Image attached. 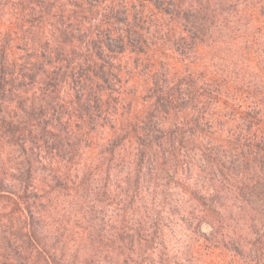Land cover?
<instances>
[{
    "label": "trees",
    "instance_id": "16d2710c",
    "mask_svg": "<svg viewBox=\"0 0 264 264\" xmlns=\"http://www.w3.org/2000/svg\"><path fill=\"white\" fill-rule=\"evenodd\" d=\"M198 1L197 7L191 1L153 4L159 16H174L171 7L179 11L171 24L155 27V34L166 29L181 41L184 53L169 48L173 63L163 62L155 45L144 51L138 31L113 35L118 51L105 42L98 51L70 47L74 37L65 32L25 40L34 60L25 69L34 76L20 85L27 84L23 94L31 97L21 111L29 121L22 135L25 173H33L34 163L59 164L61 135L91 124L90 116L73 113L93 100L106 113L101 134L107 148L101 147L108 159L100 171L134 178L138 204L160 202L170 179L206 211H254L256 224L264 226V14L245 6L216 15L213 3ZM127 51L141 62L130 72L123 61ZM74 53L77 62L64 64V55ZM23 230L25 240L38 245L35 225ZM14 235L5 233L6 263L30 264L13 245ZM257 244L264 258V232ZM258 250L253 243L247 264L259 261Z\"/></svg>",
    "mask_w": 264,
    "mask_h": 264
},
{
    "label": "rangeland",
    "instance_id": "374dc122",
    "mask_svg": "<svg viewBox=\"0 0 264 264\" xmlns=\"http://www.w3.org/2000/svg\"><path fill=\"white\" fill-rule=\"evenodd\" d=\"M173 1L0 0V264H7L8 231L15 233L12 243L30 264H53L52 258L60 264H247L253 243L259 248L256 264H264L257 244L264 226L256 224V212L229 207L216 215L179 192L177 182L170 179L169 192L160 202L141 205L134 199L138 186L134 178L125 172L100 171L108 159L101 147L106 113L93 100L85 110L73 113L90 116L91 124L76 135H61L59 164L46 168L34 163L33 173L24 171L22 135L29 121L21 111L31 97L23 94L27 84L20 85L34 76L25 72L34 60L28 51L32 46L24 41L39 42L42 33L65 32L74 37L70 47L98 51L105 42L108 49L118 51L122 46L113 35L132 37L138 31L144 51L155 45L162 61L173 63L169 48L184 53L181 41L166 29L155 34V27L171 24L179 11L171 7L174 16H159L153 8L155 2ZM178 1H191L196 7L199 2ZM208 1L216 15L221 10L223 15L233 14L245 6L264 14V0ZM126 48L131 49L130 44ZM64 56V64L77 62V53ZM123 61L127 72L141 63L128 51ZM2 67L7 70L2 72ZM10 80L15 82L6 85ZM66 95H71L69 90ZM26 223L35 225L38 245L20 234Z\"/></svg>",
    "mask_w": 264,
    "mask_h": 264
}]
</instances>
